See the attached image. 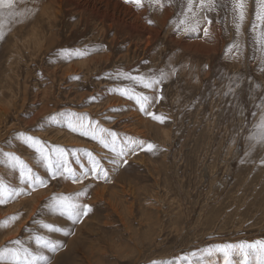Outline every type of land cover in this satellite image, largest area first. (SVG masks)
<instances>
[{
    "label": "rangeland",
    "instance_id": "obj_1",
    "mask_svg": "<svg viewBox=\"0 0 264 264\" xmlns=\"http://www.w3.org/2000/svg\"><path fill=\"white\" fill-rule=\"evenodd\" d=\"M104 1L12 0L11 8L0 7V251L21 250L22 264L24 248L47 264H224L217 247L264 241V144L248 139L264 116V26L255 19L264 5L244 0L241 21L239 0H204V7L191 0V10L189 0H163V7L145 0L141 9L131 6L145 13L148 29L128 33L130 21L100 15L127 19L122 9L130 5L114 0L123 5L113 2L104 12ZM161 72L167 78L153 89L125 78ZM120 89L152 97L147 111L164 122ZM69 113L115 132L119 144L135 141L136 151L116 157L91 133L71 131ZM26 136L50 153L65 149L73 172L51 178ZM149 143L154 151L140 149ZM21 164L46 186L21 183ZM61 196L90 211L71 224L50 207ZM43 223L70 234L48 233ZM37 236L61 246L53 253ZM229 259L258 264L264 256L249 249L245 262L237 248Z\"/></svg>",
    "mask_w": 264,
    "mask_h": 264
},
{
    "label": "snow or ice",
    "instance_id": "obj_2",
    "mask_svg": "<svg viewBox=\"0 0 264 264\" xmlns=\"http://www.w3.org/2000/svg\"><path fill=\"white\" fill-rule=\"evenodd\" d=\"M147 2L150 4H158L163 7V0H147ZM124 3L133 5L136 9H141L145 4V0H124ZM258 3L264 5V0H258ZM3 6L11 8L12 0H0V7ZM201 7H204V0H201ZM239 8V19L243 21L245 15L244 0H239ZM189 10H191V0H189ZM209 10H211L210 4ZM255 19L256 21L260 22L261 26H264V8H258ZM149 23H151V21H149ZM181 23H183V21H181ZM209 23H211V21H209ZM255 28L256 24L254 23L253 30H255ZM188 30L189 29L186 27L185 31ZM192 30L195 31L196 29L193 28ZM204 35H208L207 29H204ZM0 39H2V35H0ZM258 42L264 44V33H261V35L258 37ZM233 47L234 45L229 46L226 52H231ZM64 55L69 57L75 55L78 58H82L85 53L79 51L64 50ZM125 78L135 82V84L139 85L144 89H153L154 86L160 85L164 80H166L167 76L165 73L161 72L159 76L127 74ZM119 94L126 96V98L129 100H134L135 103L139 106V110L147 115H150L153 120L158 121L160 123L164 122L165 118L163 116L156 115L147 111L148 105L152 101V97L143 94H136L127 89H120ZM253 115H255V113H253ZM67 116V126L71 131L76 132L77 129H80L81 131L79 134L83 136H88L91 133V138L93 140H98L101 145H103L105 148H108L111 152L115 154L116 157L122 158L126 156L129 150L133 152L136 151V148L133 147V145L136 144L135 141L128 140L125 141L123 144H119L117 140V134L115 132H108L103 128H100L98 130L95 128H89V126L85 123L86 118L77 117L75 113H69L67 114ZM97 133H100L102 135L98 136ZM248 139L258 144H264V116L261 117L258 125H256L255 130L251 133V135H249ZM24 143L30 148L34 149V151L39 154L51 178H56L58 175H65L66 173L73 172V169L69 167L68 154L65 149L53 147L50 153L49 151H47L46 146L43 145L41 141L34 139L31 136H26L24 138ZM125 145H127V147H125ZM139 147L141 150H145L148 152H152L156 149V146L151 143L147 144L146 146L140 144ZM12 159L18 160V158L16 157H12ZM124 163L126 164L127 161L124 160ZM101 171L102 169L99 167V162L93 160L92 173L96 174L98 177ZM19 178L21 183L30 184L33 190L37 186H46V181L41 179L38 175L33 176L31 174V170H28V174L26 175L25 167L23 166V164H21L20 166ZM73 179L75 180L76 178L73 177ZM13 194V190H7L8 197H11ZM79 195H83V193H80ZM4 202L5 190L2 186H0V204H3ZM50 207L54 212L58 213L61 218H65L73 225L78 223L80 221V218L82 216L87 215L90 211L89 206H82L78 202H75V198L68 196L53 197ZM41 227L48 233L63 234L65 236L70 234L69 232L65 231L64 228L49 223H43ZM35 242L38 246L47 249L53 253L57 251L58 248L61 246L54 240H45L43 237L40 236H37L35 238ZM15 243L20 244L21 242L17 240L15 241ZM237 248L243 253L245 262L247 261L249 249L257 252L260 256H264V241L259 240L256 241L254 244H224L217 247L216 251L224 253V264H230L229 258L231 252L232 250ZM22 251L24 256L23 264H38V262L39 264H47V258L45 256L33 254L29 252L27 248H24ZM208 251H211V249H209ZM193 255L195 254L193 253ZM0 261H8L9 264H22L21 250L9 248L3 249L2 251H0ZM258 264H264V259H258Z\"/></svg>",
    "mask_w": 264,
    "mask_h": 264
},
{
    "label": "bare ground",
    "instance_id": "obj_3",
    "mask_svg": "<svg viewBox=\"0 0 264 264\" xmlns=\"http://www.w3.org/2000/svg\"><path fill=\"white\" fill-rule=\"evenodd\" d=\"M89 1V0H88ZM95 1H99V0H95ZM102 1V0H100ZM114 0H107L103 2L104 5V12H109L110 9V4H113ZM116 2V1H115ZM114 2V3H115ZM102 3V2H101ZM117 3V2H116ZM119 4V3H117ZM102 5V6H103ZM120 6H122L123 4H119ZM130 5V4H129ZM81 6V5H80ZM125 6V5H124ZM101 7V6H100ZM112 8V7H111ZM117 8V7H116ZM121 8V7H120ZM132 9H134V7H132L131 5L127 7H124L122 10H124V14L127 15V19H125L124 17L120 18L119 16L116 17L117 12H114L112 14H107L104 16L103 14L100 15V18L105 21V22H112L114 24H121L123 20H127L130 21L129 23L124 22V27H125V31H128V33H140L141 31H146L148 28L145 27L144 25V12L143 11H139V12H134ZM135 10V9H134ZM96 9L94 8L93 12H95ZM105 14V13H104ZM130 15V16H129ZM129 16V17H128ZM160 18V17H159ZM116 20V21H115ZM138 22L141 23V26L139 27ZM151 24V23H150ZM162 26V25H161ZM120 27V26H119ZM122 27V26H121ZM149 38V37H147Z\"/></svg>",
    "mask_w": 264,
    "mask_h": 264
}]
</instances>
